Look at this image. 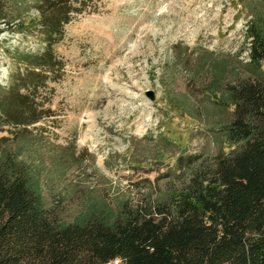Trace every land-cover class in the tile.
Returning a JSON list of instances; mask_svg holds the SVG:
<instances>
[{"label":"rangeland","instance_id":"rangeland-1","mask_svg":"<svg viewBox=\"0 0 264 264\" xmlns=\"http://www.w3.org/2000/svg\"><path fill=\"white\" fill-rule=\"evenodd\" d=\"M38 1L6 0L0 84L16 67L15 49L44 47ZM78 5L55 44L65 64L49 82L52 114L25 126L21 136L11 126L0 129V155L34 166L45 206L64 219L88 197L137 198L147 176L163 187L179 184L193 165L216 153L219 130L211 119L221 111L214 109L208 83L214 63L238 65L248 45V15L236 0ZM189 154H198L195 164L174 165Z\"/></svg>","mask_w":264,"mask_h":264},{"label":"trees","instance_id":"trees-1","mask_svg":"<svg viewBox=\"0 0 264 264\" xmlns=\"http://www.w3.org/2000/svg\"><path fill=\"white\" fill-rule=\"evenodd\" d=\"M236 2L248 15L247 57L238 65L214 63L208 83L221 111L211 119L218 151L197 166L198 154L186 156L192 162L178 156V168L193 165L179 184L163 187L147 176L137 198L88 197L71 219L45 206L34 166L3 152L0 264H264V0ZM80 3L37 2L45 44L41 51L12 52L16 67L0 84V129L8 125L21 136L25 126L52 114L49 82L65 64L55 44ZM5 6L0 0V22Z\"/></svg>","mask_w":264,"mask_h":264},{"label":"built area","instance_id":"built-area-1","mask_svg":"<svg viewBox=\"0 0 264 264\" xmlns=\"http://www.w3.org/2000/svg\"><path fill=\"white\" fill-rule=\"evenodd\" d=\"M117 262V259H115L112 263H108V264H115Z\"/></svg>","mask_w":264,"mask_h":264},{"label":"water","instance_id":"water-1","mask_svg":"<svg viewBox=\"0 0 264 264\" xmlns=\"http://www.w3.org/2000/svg\"><path fill=\"white\" fill-rule=\"evenodd\" d=\"M150 95L153 97V92H150Z\"/></svg>","mask_w":264,"mask_h":264}]
</instances>
